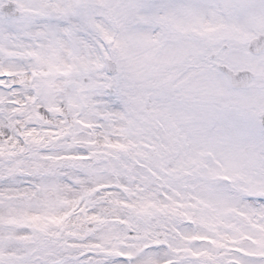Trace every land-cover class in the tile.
<instances>
[{"label": "snow or ice", "instance_id": "snow-or-ice-1", "mask_svg": "<svg viewBox=\"0 0 264 264\" xmlns=\"http://www.w3.org/2000/svg\"><path fill=\"white\" fill-rule=\"evenodd\" d=\"M0 264H264V0H0Z\"/></svg>", "mask_w": 264, "mask_h": 264}]
</instances>
